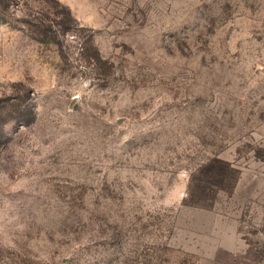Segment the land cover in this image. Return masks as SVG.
<instances>
[{
  "label": "rangeland",
  "instance_id": "obj_1",
  "mask_svg": "<svg viewBox=\"0 0 264 264\" xmlns=\"http://www.w3.org/2000/svg\"><path fill=\"white\" fill-rule=\"evenodd\" d=\"M0 264H264V0H0Z\"/></svg>",
  "mask_w": 264,
  "mask_h": 264
}]
</instances>
